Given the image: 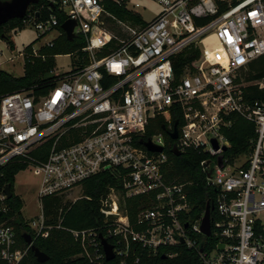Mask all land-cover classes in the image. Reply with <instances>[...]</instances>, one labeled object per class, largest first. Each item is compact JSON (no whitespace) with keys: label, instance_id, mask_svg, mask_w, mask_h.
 Masks as SVG:
<instances>
[{"label":"built area","instance_id":"built-area-1","mask_svg":"<svg viewBox=\"0 0 264 264\" xmlns=\"http://www.w3.org/2000/svg\"><path fill=\"white\" fill-rule=\"evenodd\" d=\"M105 1L126 7V0H42L46 6L24 20L38 37L52 33L42 45L59 34V13L74 20L73 33L84 38L89 60L46 93L0 97V169L16 160L39 175L40 212L29 228L47 234L42 197L116 172L121 186L109 187L99 212L101 235L119 264H126L134 245L153 255L168 249L162 258L186 248L196 264H264V94L248 97L251 85L264 92V77L248 78L250 64L264 55V0H156L160 9L151 20L99 55L111 39L103 28ZM209 36L218 50L204 42ZM156 115H166L163 130L147 137ZM231 115L252 122L255 132L249 152L234 157L226 155L224 135ZM174 123L171 148L203 155L199 166L213 193L208 235L200 229L204 211L190 215L184 184L164 179V133L170 137ZM148 140L162 150H147ZM140 195H150V206L139 209L132 224L119 198ZM8 198L1 189L0 264H21L29 245L17 242L12 217H6ZM69 232L90 260H105L94 229Z\"/></svg>","mask_w":264,"mask_h":264},{"label":"trees","instance_id":"trees-1","mask_svg":"<svg viewBox=\"0 0 264 264\" xmlns=\"http://www.w3.org/2000/svg\"><path fill=\"white\" fill-rule=\"evenodd\" d=\"M42 0L28 6L22 18H13L3 25H0V38L2 34L10 42V30L16 32L24 26V20L30 13L41 8ZM105 9L125 18L132 19L134 13L128 12L124 7L116 5L110 1H105ZM43 13V10H41ZM59 24L57 26L59 34L48 44L41 45L36 52L32 51V46L27 45L23 50V73L14 76L0 69V97L6 93L18 90H33L36 94H43L57 81L64 78L68 73L78 71L88 63V55L82 50L85 40L80 35H74L67 39L60 27L65 17L58 14ZM136 20V19H135ZM137 21V20H136ZM108 46V45H107ZM106 46V47H107ZM12 48V47H11ZM99 55L107 53L105 47ZM59 54H75L74 66L70 71L53 73L55 67V56ZM181 69L174 65V73L179 75ZM264 77V55L253 61L249 66L248 78L257 79ZM250 99L261 97L264 92L259 91L255 85L249 86ZM231 125L224 129V135L229 141L226 155L234 157L238 154L248 153L251 147V140L255 136L254 124L241 116L231 115ZM163 115H156L149 120L146 127L145 136L149 137L153 133L163 130ZM165 152L167 163L163 168V175L166 183H182L184 191L191 205V217L198 218L204 211L206 203L212 202V189L205 183V175L199 166L202 153L197 149H188L176 155L171 148L173 140L164 133ZM25 165L22 162L13 160L0 169V190L7 184L13 190L15 174L23 170ZM120 187L121 181L116 172H106L96 174L82 183V194L74 201L64 200L63 195H48L41 198L43 225L47 231L33 235L24 220L19 209L22 206L21 199L14 194L7 199L10 210L6 217H12L15 227L17 242L22 247H27L22 234L31 233L32 244L47 255V260L38 262L30 247L24 255L21 264H119L117 258L110 261L101 258L98 261L90 260L84 253L80 242L76 240L69 229H94L97 234H104L105 223L99 212L100 201L106 197L109 187ZM150 195L121 196L119 206L124 208L129 221L133 224L139 209L150 206ZM1 217V216H0ZM126 258V264H196V254L189 249L180 248L178 254L173 258H162L166 248L153 255L148 250L133 246Z\"/></svg>","mask_w":264,"mask_h":264},{"label":"rangeland","instance_id":"rangeland-1","mask_svg":"<svg viewBox=\"0 0 264 264\" xmlns=\"http://www.w3.org/2000/svg\"><path fill=\"white\" fill-rule=\"evenodd\" d=\"M135 2L139 3V7H134ZM124 9L130 13H134L135 17L125 19L108 9L105 10L103 28L111 35L110 42L105 47L107 50L116 47L122 40L130 36L131 33L138 30L142 26V23L151 20L158 13L160 6L156 0H126V7ZM7 34L11 43L0 38V69L14 76H20L23 73L22 53L24 47L31 45L33 48L38 49L52 35V33H49L38 37L30 23H25L16 32L10 30ZM96 41H101V37L97 36ZM204 42L212 44L211 48L218 50L212 36L207 37ZM75 58V54L56 55L53 73L69 71L74 66ZM38 183L39 175L33 169L25 168L15 174L13 192L22 201L21 215L27 222L36 221V215L40 212L36 199ZM81 194L82 189L76 188L65 193L63 196L64 200L74 201ZM30 231L33 235H36L32 229Z\"/></svg>","mask_w":264,"mask_h":264},{"label":"water","instance_id":"water-1","mask_svg":"<svg viewBox=\"0 0 264 264\" xmlns=\"http://www.w3.org/2000/svg\"><path fill=\"white\" fill-rule=\"evenodd\" d=\"M38 0H0V25H3L8 20L13 18H22L24 14L26 13V10L29 5L36 3ZM75 26V21L72 19H66L61 23V29L65 33L67 39H71L74 36L73 33V27ZM2 39L7 41V37L2 34ZM170 138L175 139L177 137V128L176 123H174L173 131L169 133ZM214 143V147H217V145ZM147 150L149 151H161L162 147L153 145L149 140L143 143ZM172 151L179 155L180 152L174 148H172ZM4 192L7 197H11L13 194V190L11 189V186L7 184L4 187ZM210 205L209 203H206L203 216L201 218V224L200 229L205 234L208 235L210 232ZM22 237L26 244L29 245L31 251L33 252L36 260L38 262H44L47 260V255L40 251L37 247H35L32 244V237L29 233L24 232L22 234ZM100 244L103 248L105 260L110 261L114 259V252L112 245L107 241L105 237H103L101 234L99 235Z\"/></svg>","mask_w":264,"mask_h":264}]
</instances>
